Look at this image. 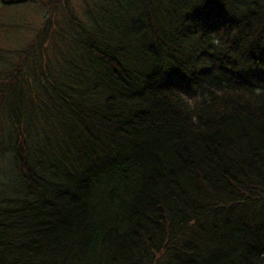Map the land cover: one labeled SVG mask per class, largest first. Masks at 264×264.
<instances>
[{
	"label": "trees",
	"instance_id": "trees-1",
	"mask_svg": "<svg viewBox=\"0 0 264 264\" xmlns=\"http://www.w3.org/2000/svg\"><path fill=\"white\" fill-rule=\"evenodd\" d=\"M65 15L0 50V264H264V0Z\"/></svg>",
	"mask_w": 264,
	"mask_h": 264
},
{
	"label": "rangeland",
	"instance_id": "rangeland-1",
	"mask_svg": "<svg viewBox=\"0 0 264 264\" xmlns=\"http://www.w3.org/2000/svg\"><path fill=\"white\" fill-rule=\"evenodd\" d=\"M94 0H58L56 8L51 6L55 0H0V50L7 57L17 61L18 51L32 43L48 19H64L70 12L78 20L84 19V8ZM259 89L256 80H251ZM190 102L199 99L198 95L183 94Z\"/></svg>",
	"mask_w": 264,
	"mask_h": 264
}]
</instances>
